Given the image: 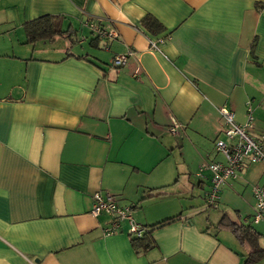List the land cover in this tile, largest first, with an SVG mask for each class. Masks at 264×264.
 <instances>
[{"label": "crops", "instance_id": "obj_1", "mask_svg": "<svg viewBox=\"0 0 264 264\" xmlns=\"http://www.w3.org/2000/svg\"><path fill=\"white\" fill-rule=\"evenodd\" d=\"M46 14L70 36L27 43L23 23ZM147 15L164 29L148 31ZM223 106L241 124L250 106L252 134L264 132V0H0V264H243L247 249L217 223H251L264 249L251 221L264 163L229 179L216 208L209 172L196 174L222 160ZM96 192L129 207L152 246L137 252L126 222L105 234Z\"/></svg>", "mask_w": 264, "mask_h": 264}, {"label": "built area", "instance_id": "obj_2", "mask_svg": "<svg viewBox=\"0 0 264 264\" xmlns=\"http://www.w3.org/2000/svg\"><path fill=\"white\" fill-rule=\"evenodd\" d=\"M91 31L98 36L109 39L116 38L118 33L114 29H107L97 23L86 21ZM163 38L150 40V48L158 49L157 44L163 42ZM131 54V52H129ZM113 65L121 67L127 63L125 54L116 55L113 59ZM141 69L137 66L132 76L138 78ZM222 125L218 129L217 136L214 140V149L217 154L222 156V160H204L198 167L197 176L204 177V172H209V188L205 193L204 200L207 207L216 208L218 206L220 190L229 179L236 178L238 173L243 170L247 163H264V132L253 135V116L249 106L247 120L245 123H237L234 120V113L229 108L223 106L218 109ZM179 124L172 121L169 131L177 134ZM252 195L254 199V208L251 217L253 223L264 222V182L252 186ZM91 213L94 216L105 214L110 217V224L104 228L105 234H112L118 231L121 224L126 222L129 234L132 237H141L146 232V228L134 222L131 217L130 208L120 206L115 197L110 193L93 194V206Z\"/></svg>", "mask_w": 264, "mask_h": 264}, {"label": "trees", "instance_id": "obj_3", "mask_svg": "<svg viewBox=\"0 0 264 264\" xmlns=\"http://www.w3.org/2000/svg\"><path fill=\"white\" fill-rule=\"evenodd\" d=\"M256 8L260 9L258 6ZM141 24L153 34H157L164 29L163 25L158 20L148 15L141 19ZM23 28L26 33L27 43H32L37 40H52L56 36L67 34V31L61 28V17L51 14L42 15L24 22ZM67 36L70 35L67 34ZM72 40L74 39L72 38ZM254 46L255 41L252 42L250 47L252 58H254ZM173 219L174 217L165 219L153 224L150 228L152 229L156 226L164 225ZM217 227L230 231L239 244L247 249L243 264H254L258 260L264 258V249L260 247L258 243L259 233L254 229L251 223L236 222L227 214H223L217 223ZM150 232L151 231L146 228V232L143 236L131 237V243L137 252L145 251L152 246L153 243Z\"/></svg>", "mask_w": 264, "mask_h": 264}, {"label": "rangeland", "instance_id": "obj_4", "mask_svg": "<svg viewBox=\"0 0 264 264\" xmlns=\"http://www.w3.org/2000/svg\"><path fill=\"white\" fill-rule=\"evenodd\" d=\"M57 39H63L61 37H57ZM57 41H60V40H57ZM217 209H212V211H216Z\"/></svg>", "mask_w": 264, "mask_h": 264}]
</instances>
